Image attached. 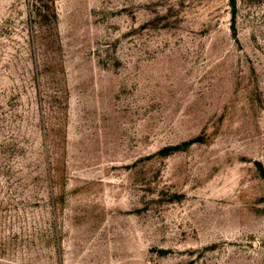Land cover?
<instances>
[{
	"label": "rangeland",
	"instance_id": "rangeland-1",
	"mask_svg": "<svg viewBox=\"0 0 264 264\" xmlns=\"http://www.w3.org/2000/svg\"><path fill=\"white\" fill-rule=\"evenodd\" d=\"M0 264H264V0H0Z\"/></svg>",
	"mask_w": 264,
	"mask_h": 264
}]
</instances>
